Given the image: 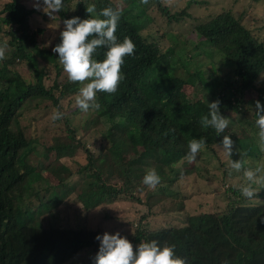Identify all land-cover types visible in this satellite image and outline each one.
<instances>
[{
	"label": "trees",
	"instance_id": "trees-1",
	"mask_svg": "<svg viewBox=\"0 0 264 264\" xmlns=\"http://www.w3.org/2000/svg\"><path fill=\"white\" fill-rule=\"evenodd\" d=\"M234 1H246L247 7L238 14L230 6L221 7L194 25L192 31L200 41L191 49L196 53L189 50L186 58L189 42L180 36H169L170 32L165 34L164 29L157 37V30L152 31L155 18L150 12L165 16L169 24L181 22L185 16L190 17L187 9L191 4H208V0H184L178 11H172L170 0H148L146 4L142 0H63L64 7L57 12L62 25L74 16L88 18L86 7L90 5H95L97 13L105 7L120 9L115 35L121 42L128 37L135 44L134 54L124 58V79L117 91L97 93L98 110L90 108L85 112L78 106L64 113L59 99L76 93L80 87L68 80L58 54L52 51L63 29L52 43L43 46L39 41L43 30L30 24L37 8L23 0H0V42L8 43L6 59L0 61V264H66L82 249H96L100 244L96 236L103 235L100 229L36 226L31 222L32 218L58 209L87 178L91 179L87 184L91 189L109 192L116 186L114 194L137 198L138 190L148 188L143 184L146 171L155 168L161 177L155 189L164 193L165 184L172 180L168 178L175 169L172 166L187 160L188 143L193 138L205 139L204 148L212 152L216 146L224 148L225 135L234 141L232 155L225 152V160L214 152L223 178L235 169L233 162L240 161L243 171L248 158L259 160L264 156L255 108L256 100L264 105V84L258 85L259 76L264 74V38L244 21L248 9L262 0ZM39 2L43 4V0ZM135 10L141 11L131 16ZM106 47L97 48L94 58L103 60ZM197 53L223 57L230 71L228 76L222 80L211 65L209 70L202 69L203 63L193 62ZM22 65L32 78L22 76L18 69ZM182 66L187 77L179 72ZM187 85L193 89L190 93L184 89ZM251 92L258 97L252 100ZM215 100L221 102L220 111L229 120L228 128L218 135L200 123L201 117L208 114V103ZM30 106L57 107L62 117L52 119L51 131L65 141L49 145L48 149L57 151L60 157L83 153L85 164L77 163L73 172L62 162L38 169L27 161L40 143L39 137L29 135L21 124L22 111ZM81 117L86 119L83 124L78 121L74 125V120ZM98 127L101 129L97 133ZM93 131L98 144L87 148L84 138ZM107 153L123 164V173L104 170ZM129 153L135 157L122 162L121 156ZM203 163L201 167L209 172V165L204 160ZM195 167V176L200 178L201 167ZM45 169L57 180L56 184L43 175ZM184 174L179 171L176 176ZM236 183L239 185L230 184L222 191L224 198L229 193L223 208L188 215L182 225L150 228L139 218L131 241L134 249L141 241L156 240L161 245H175L176 254L187 264H264V223L259 219L264 217V188L256 194L262 202L246 203L247 198L239 190L244 183L240 179ZM26 185L30 187L25 189ZM252 186L255 187L253 181ZM51 190L53 194H49ZM79 193L77 198L84 192ZM31 209L33 214L29 213Z\"/></svg>",
	"mask_w": 264,
	"mask_h": 264
},
{
	"label": "rangeland",
	"instance_id": "rangeland-1",
	"mask_svg": "<svg viewBox=\"0 0 264 264\" xmlns=\"http://www.w3.org/2000/svg\"><path fill=\"white\" fill-rule=\"evenodd\" d=\"M23 1L28 6L37 8L35 6L37 0ZM170 1L172 2V4H170L172 5V11L181 10V6L184 5V0H178L177 2H175V0ZM224 1L230 4H226ZM227 6H230L232 11L238 14L240 9L247 7V2H236L234 0H208V4H191L187 9L189 14L191 13L189 18L188 16H185L183 21L171 22L170 24L165 16H159L155 13L151 14L150 12V15L155 18L153 20L154 24L152 31L157 30V37H159L160 30L164 29L162 32H165V34L166 32H170L171 34L169 36H180L183 40L189 42L191 46H187L186 57L189 58L188 51L194 47V44L200 41V38H198L196 33L192 31L194 25L204 19L208 12L218 10L221 7L227 8ZM140 11L141 10L133 11L131 16H134ZM244 21L249 29L264 38V0L255 3L248 9ZM30 24L33 27H39L43 30L42 34L39 36L40 44L43 46L52 43L59 30L63 29L62 23L57 18V13H54L53 16L47 15L43 11V4L40 2L39 10H37V13L33 14L30 18ZM169 39L171 40L172 38ZM165 41L167 43L169 42L167 36ZM179 41L182 42L181 40ZM191 51L194 52L193 50ZM197 54L198 55L195 56L193 62L203 63L202 69L209 70L208 65H211L215 68V75L222 78V80H224L230 73L226 64H223V57H220L218 54H215L213 58L208 57L204 53ZM18 69L26 79L32 78L30 72L24 65L18 67ZM189 71L192 72L193 69L190 68ZM179 72H181L180 74L183 77H187L188 75V72H186V69L183 66L179 69ZM260 83L264 84V74L259 76L258 85ZM82 86L83 85L79 84L80 88ZM198 88L204 89V91L210 95L205 88L199 85ZM184 89L187 93H190L193 90L192 87L188 85L185 86ZM78 94L79 91L76 93H69L59 99L62 112L71 113L76 107H78V105H76V97ZM251 94L253 95L252 100L255 97H258L256 92H251ZM56 111H58L57 107L44 108L43 106H30L22 111V116L20 117L21 124L27 128L29 135L31 133L35 134V136L39 137L40 141V143L34 147L35 149H33L27 156V161L33 166H37L38 169L49 168L52 163L62 162L66 164L71 171L75 172L77 170V163L85 164L86 162L83 153H79L76 156L60 157L57 151L48 149L49 145L65 141L60 138L57 139L55 133L51 131L53 130L52 116ZM247 112L248 111H246V114ZM85 120L84 117L76 118L73 124L76 125L78 121L83 124ZM45 127H48V129L45 130ZM100 129L101 127L97 128V133ZM250 133L253 134L254 132L250 130ZM96 136L97 134L94 131L89 136H85L83 141L86 144L85 147L89 148L98 144L97 141L94 140ZM80 137L81 136L78 133L77 139ZM103 142L104 145L107 144V141ZM215 151L223 156L224 160L226 159L224 148L216 146ZM214 152L203 148L198 153L194 162L189 163L188 160H186L185 162L181 161L178 164L173 165L172 168L175 167V169L168 174V178L172 180L165 184L167 190L165 189L164 193H160V191L148 187L145 191L138 190L136 193L137 198H134L132 195H127L128 197L124 198L123 194H114L117 190L116 186L109 188V192H101L102 188L96 190L95 188L91 189L90 187H87V184L91 182V179L87 178L81 182L82 187L69 195V197L59 205L58 209L50 214L32 218L31 222L36 226L86 227L90 229H100L103 233L108 232L110 234L119 232L121 236L132 241L135 224L138 223L139 218H142V223L148 225L150 228L171 225L179 226L184 224L188 215L196 214L200 211L208 212L223 208L226 203V198L228 197L226 194L229 193L226 192V197L224 198L222 191L227 189L230 184L238 186L239 183H236L238 179L244 183V186L249 184L246 176V172L248 171L254 173L253 183L255 187H252L259 193L262 187L259 185L257 186V181L263 177L264 156L259 160L248 158L243 171L240 169H230L228 173L226 172L227 178H223L224 174L222 168L219 167L220 162L216 160ZM105 156L107 157V162L104 166L105 171L108 169H116V172L119 171V174L123 173V164L119 162L118 159L113 158L111 153H107ZM134 157V154L129 153L125 157L121 156V161L125 162L127 159H132ZM203 160L209 165V172H206L204 168L201 167L204 164ZM196 165L201 167L199 170L200 178L195 176V171L197 170L195 167ZM136 167L137 166H132L131 168L135 169ZM179 171H185V174L176 176V173ZM42 173L52 184L57 183V180L48 172V169L43 170ZM215 177L221 180H217ZM105 181H107V179H105ZM29 187L30 185H26L24 188L27 189ZM59 192L60 190H57V193ZM81 192L84 193L77 198L78 195H76V193L81 194ZM49 194H53V191L51 190ZM189 194L192 196L188 198ZM147 197H149L148 200L145 199ZM262 201V198L254 196L252 199L247 198L246 203H257ZM29 213L33 214L34 209L29 210ZM98 249L99 246L96 249L84 248L66 264H94V257Z\"/></svg>",
	"mask_w": 264,
	"mask_h": 264
},
{
	"label": "clouds",
	"instance_id": "clouds-1",
	"mask_svg": "<svg viewBox=\"0 0 264 264\" xmlns=\"http://www.w3.org/2000/svg\"><path fill=\"white\" fill-rule=\"evenodd\" d=\"M148 0H142L147 3ZM39 10V0L35 5ZM64 7L63 0H43V11L53 16ZM88 18L81 19L74 16L63 21V30L60 32V42L52 51L58 54V59L70 82L83 85L76 97V105L82 111L90 108L99 109L97 93H114L120 82L124 79L122 65L124 58L134 54L135 44L128 37L121 42L115 35L118 22L122 15L120 9L105 7L97 13L95 5L86 7ZM103 17V18H100ZM106 47L105 58L97 60L94 54L99 47ZM8 49L7 41L0 42V61L6 59ZM219 100L208 103V114L201 117L200 123L204 128H213L216 134L223 133L228 128L229 120L220 111ZM256 125L259 127V137L264 141V105L259 100L255 101ZM62 117V113L56 111L52 119ZM225 152L231 156L234 141L229 135L223 137ZM205 139H195L188 143L187 160L192 163L198 153L205 147ZM232 167L239 170L242 167L240 161H235ZM249 184L240 187L241 193L248 199H252L258 192L252 187L254 173L246 172ZM161 177L155 168L146 171L143 184L155 189L160 183ZM257 183L264 188V177ZM264 223V217H260ZM100 241L99 249L94 257V264H187L186 260L175 252V245L159 244L156 240L141 241L134 249L132 242L121 236L119 232L97 235Z\"/></svg>",
	"mask_w": 264,
	"mask_h": 264
}]
</instances>
